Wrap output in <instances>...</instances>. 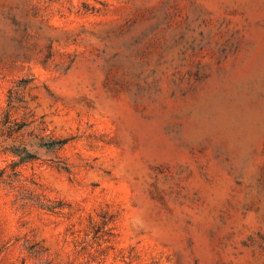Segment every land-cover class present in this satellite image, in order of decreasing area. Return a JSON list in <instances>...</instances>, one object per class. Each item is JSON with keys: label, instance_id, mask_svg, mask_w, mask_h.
<instances>
[{"label": "rangeland", "instance_id": "rangeland-1", "mask_svg": "<svg viewBox=\"0 0 264 264\" xmlns=\"http://www.w3.org/2000/svg\"><path fill=\"white\" fill-rule=\"evenodd\" d=\"M0 264H264V0H0Z\"/></svg>", "mask_w": 264, "mask_h": 264}, {"label": "trees", "instance_id": "trees-1", "mask_svg": "<svg viewBox=\"0 0 264 264\" xmlns=\"http://www.w3.org/2000/svg\"><path fill=\"white\" fill-rule=\"evenodd\" d=\"M63 143L64 141H61V140L59 141L53 140V141L41 142L38 144V146L40 148L53 149V148H56L57 146H61ZM19 152H22V151H20V149H16L15 154H19ZM23 152L26 153V157H24L23 160L33 158L35 156L27 148H24Z\"/></svg>", "mask_w": 264, "mask_h": 264}]
</instances>
